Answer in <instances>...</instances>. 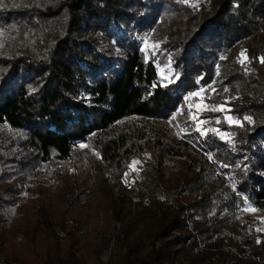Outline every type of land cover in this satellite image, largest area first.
Here are the masks:
<instances>
[{"label": "trees", "instance_id": "trees-1", "mask_svg": "<svg viewBox=\"0 0 264 264\" xmlns=\"http://www.w3.org/2000/svg\"><path fill=\"white\" fill-rule=\"evenodd\" d=\"M184 1L0 0V27L36 49L0 52V128L10 135L0 155V264H91L102 253L112 264H210L226 240L236 264H264V237L239 214L245 202L264 211V0ZM162 22L174 28L162 44L178 77L169 86L139 51L138 36ZM242 43L251 75L223 84L241 92L232 107L244 120L232 141L202 139L216 170L205 187L176 158L186 145L140 142L154 135L141 123L171 119L220 54L233 58ZM79 142L118 179L149 149L138 194L90 189L67 170L53 190L40 185L59 162L83 168Z\"/></svg>", "mask_w": 264, "mask_h": 264}, {"label": "rangeland", "instance_id": "rangeland-1", "mask_svg": "<svg viewBox=\"0 0 264 264\" xmlns=\"http://www.w3.org/2000/svg\"><path fill=\"white\" fill-rule=\"evenodd\" d=\"M184 3L187 6L195 7L200 3L202 4L203 1L185 0ZM173 34V26L167 22H162L146 34L138 36L139 51L146 61L152 60L154 62L160 86H169L175 83L178 78L172 67L170 55L162 50V44L168 41ZM20 43L23 42L14 37L10 31L0 27V52L17 55L25 52L28 48L35 53L34 50L36 49L29 46L22 47L23 45ZM233 53V58L220 54L218 62L214 64L211 78L207 83H198L196 89L186 92L182 96V103L176 108L171 119L141 123L145 127H151L154 135L140 139V142L149 139L153 143L160 140L166 144L174 139L185 144L189 154L176 158L185 159L191 165L193 173L199 175L205 187L212 183L216 170L206 154L202 139L212 134L218 139L232 141L235 137L236 128L240 127L244 120L237 116L232 107V104L242 99L241 92L236 90L237 86L231 87L223 84V81L229 76H236L237 78L250 76L252 71L251 58L248 56L243 43ZM262 60L264 57L258 58L259 62ZM221 108L224 110L222 111ZM193 115L196 117L195 120L192 119ZM118 129L121 130L122 127L120 126ZM9 136L5 128H0V155L4 152V142L10 140ZM78 146L79 160L83 168H76L72 161L59 162L50 166L46 171L45 180L38 179L40 185L46 187V190H53L57 174L67 170L66 172L72 181L80 180L84 185L89 182L90 189L96 188L113 196L138 194V183L148 170L145 161L150 157L149 149L146 148L141 156L136 154L129 158L126 162V169L118 179L109 173L106 165L101 161V155L95 149L83 142H79ZM197 198H199L198 195ZM239 214L241 217L251 219L256 234L264 237V211L253 207L249 202H245L240 207ZM224 246L223 255L217 257L210 264H236L235 247L228 240L224 242ZM75 253L79 254V252ZM91 264L112 263L108 261V254L102 253Z\"/></svg>", "mask_w": 264, "mask_h": 264}, {"label": "snow or ice", "instance_id": "snow-or-ice-1", "mask_svg": "<svg viewBox=\"0 0 264 264\" xmlns=\"http://www.w3.org/2000/svg\"><path fill=\"white\" fill-rule=\"evenodd\" d=\"M262 62H264V60H262ZM221 110L223 111L224 109H223V108H221ZM192 119H193V120H195V119H196L195 115H193V116H192ZM246 119H248V118H246ZM134 163H136V162H134Z\"/></svg>", "mask_w": 264, "mask_h": 264}]
</instances>
